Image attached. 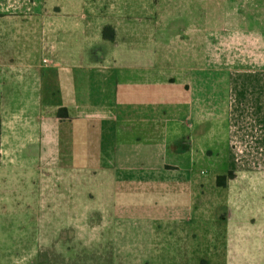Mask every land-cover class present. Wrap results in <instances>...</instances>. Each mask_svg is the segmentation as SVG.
Listing matches in <instances>:
<instances>
[{
  "label": "crops",
  "instance_id": "crops-1",
  "mask_svg": "<svg viewBox=\"0 0 264 264\" xmlns=\"http://www.w3.org/2000/svg\"><path fill=\"white\" fill-rule=\"evenodd\" d=\"M0 156V264H264V0H0Z\"/></svg>",
  "mask_w": 264,
  "mask_h": 264
},
{
  "label": "rangeland",
  "instance_id": "rangeland-1",
  "mask_svg": "<svg viewBox=\"0 0 264 264\" xmlns=\"http://www.w3.org/2000/svg\"><path fill=\"white\" fill-rule=\"evenodd\" d=\"M111 1L112 0H90V3H92L93 12L96 13V12L100 11V9H102V8L104 9L106 4L110 3ZM107 42H109V43H106V46H104V50L106 48H108V51H109V49L114 48V46H112L110 41H107ZM13 157H14V159H21V158L28 159V158H30L29 155L27 156L25 154L14 155ZM40 173H42V172L40 171ZM30 179H34L35 181H37L36 180L37 176L35 175V173H33V175H31V174H28V171H22L19 168L13 169V168H9V167H8V169H6V171L0 170V196H6L8 198H15V196H16L15 191L18 190V188H16L14 185L15 181H17V180L25 181V180H30ZM11 205L15 207V204H8V206H11ZM12 210H14V208ZM91 221L94 222L95 220H91ZM210 225H212V226H210ZM193 226L197 227L199 230L207 229V228H211V229L214 228L215 231H217V227H218L217 225L212 224L209 221L207 222V221H203V220L196 222ZM219 227H221V226H219ZM218 238H221V236H218ZM203 253H204L206 259H210L211 261L214 260V264H230L229 261H232L231 259L229 260L227 255L225 256V251L223 252L220 250V252H219L218 250H216L215 255H213L211 250L202 252L201 254L203 255ZM105 254H107V251H104V255ZM211 264H213V263H211Z\"/></svg>",
  "mask_w": 264,
  "mask_h": 264
},
{
  "label": "trees",
  "instance_id": "trees-1",
  "mask_svg": "<svg viewBox=\"0 0 264 264\" xmlns=\"http://www.w3.org/2000/svg\"><path fill=\"white\" fill-rule=\"evenodd\" d=\"M102 37L105 40L113 41L115 37L114 29L110 25H104L102 28ZM57 116L65 118L67 117V112L65 108H59L57 111ZM232 177V172H228L227 175H220L216 178V184L223 186L228 178Z\"/></svg>",
  "mask_w": 264,
  "mask_h": 264
}]
</instances>
